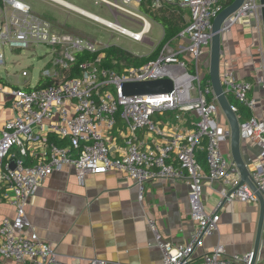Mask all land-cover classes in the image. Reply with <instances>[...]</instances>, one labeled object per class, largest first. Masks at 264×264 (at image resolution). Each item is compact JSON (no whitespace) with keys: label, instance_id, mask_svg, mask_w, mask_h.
Segmentation results:
<instances>
[{"label":"built area","instance_id":"obj_1","mask_svg":"<svg viewBox=\"0 0 264 264\" xmlns=\"http://www.w3.org/2000/svg\"><path fill=\"white\" fill-rule=\"evenodd\" d=\"M50 1L142 43L153 27L151 18L141 9L143 5L153 11L172 5L188 10L190 17L177 36L182 42L179 48L169 41L156 59L139 66L121 62L118 70L105 64L104 50L110 45L60 28L24 0H0V68H7V49L13 53L14 64L30 56L47 57L37 77L30 67L19 71L25 79L23 83L9 79L4 82L0 75V104L10 103L13 112L0 124V179L11 191L6 197L15 208L14 217L0 216V264H106L99 258L61 260L55 248L40 238L27 216V207L38 187L64 167L74 168L83 184L90 175L121 172L133 180L140 199L150 182L188 183L190 213L195 222L188 242L168 241L156 222L148 220L155 237L151 245L163 251V264H251L253 251L230 254L220 243L202 256L196 255L204 237L218 231L220 210L226 203L239 199L260 206L250 185L242 183L231 154L222 149L224 143L231 142L232 129L211 80L201 72V58L209 53L211 45L213 21L227 0H93L95 6L107 8L115 21L65 0ZM120 17L137 24L139 30H128ZM238 24L257 33L263 43L260 0H244L225 21L223 38ZM86 52L99 54L78 63V55ZM182 55L191 57L193 71ZM261 73L256 83L264 91V65ZM167 78L174 82L170 93L127 96L123 92L124 84L129 82ZM221 81L227 97L252 114L241 120L238 105L232 104L240 121L242 141L259 147V153L246 157V163L250 179L264 195V103L253 94L254 82L239 78L230 61H221ZM259 108L262 115L257 114ZM168 113L177 121L186 120L187 113L196 115L198 120L191 129H171ZM120 120L123 123L119 132L126 145L115 154L109 136ZM140 130L151 136L153 145H146L150 140L142 139ZM51 134L66 140V145L51 140ZM199 150L205 152L207 170L198 160ZM206 181L222 184V198L210 211L204 201ZM254 264H264V228Z\"/></svg>","mask_w":264,"mask_h":264},{"label":"crops","instance_id":"obj_2","mask_svg":"<svg viewBox=\"0 0 264 264\" xmlns=\"http://www.w3.org/2000/svg\"><path fill=\"white\" fill-rule=\"evenodd\" d=\"M65 1L85 9L71 0ZM92 4L95 6L93 0ZM167 5L163 7L166 8ZM172 8L183 18L182 30L189 22V11L178 10L175 6ZM69 10L70 13L75 12ZM152 22L153 27L157 25L161 32L157 42H153L148 35L144 43L152 46L149 53L139 55L119 47L135 56L151 55L158 49L165 36L163 25L154 20ZM70 31L98 40L84 31L76 29ZM177 36L171 40L175 48H179L182 43ZM222 41L221 61H230L239 78L254 82L253 94L258 96L263 104L264 91L256 83L264 65V45L259 35L244 24H238ZM185 57L186 55H182V58ZM20 62L17 65H20ZM206 68L208 71V64ZM12 114L10 103L0 104V124ZM257 114L262 115L261 108ZM168 116L171 129H191L193 123L198 120L192 113H187L184 121L173 119L171 113H168ZM122 123L120 120L117 128L109 136L113 140L112 151L115 154L122 152L121 148L126 145L119 132ZM139 136L150 140L146 141V145H153L154 141L151 142L152 138L146 135L145 130H140ZM222 149L225 153L231 154V143H224ZM242 152L245 158L254 157L259 153V147L253 142L242 141ZM200 153L202 160L199 157L198 160L207 170L205 152ZM221 189L222 184L219 181L205 182L204 201L209 211L219 204L222 198ZM190 192L191 188L186 182L156 180L146 185L140 199L133 180L121 172L90 175L83 184L79 181L74 168L64 167L45 178L38 187L27 207V216L36 227L40 238L50 243L63 261L99 258L105 260L106 264H163V251L155 244L151 245L155 242V237L148 220L153 219L156 222L159 232L168 241L185 244L190 240L195 228L190 213ZM6 194H11V191L3 186L0 179V216L14 217L15 208ZM220 215L218 231L214 235L204 237L202 245L196 249V255L202 256L218 243L225 246L230 254L242 255L253 251L260 206L237 199L226 203L220 210Z\"/></svg>","mask_w":264,"mask_h":264},{"label":"rangeland","instance_id":"obj_3","mask_svg":"<svg viewBox=\"0 0 264 264\" xmlns=\"http://www.w3.org/2000/svg\"><path fill=\"white\" fill-rule=\"evenodd\" d=\"M24 1L29 3L35 12L49 18L54 23H56L60 28L69 31L70 29H76L89 33L91 37L97 38L99 41L103 42L104 46L117 44L118 46H121L127 50H131L132 52L137 53L139 55H145L152 50V46L147 45V43L137 42L124 35H120L117 32L115 33L112 30L98 24L97 22H94L89 18L79 15L78 13L75 12L70 13V10L68 11V9L67 10L66 8L64 9L63 7H61V5L59 6V4L53 1L50 0H24ZM71 1L79 4L85 9L97 15H100L108 20H112V21L116 20L114 15L110 13L107 8L105 7L102 8L98 6L95 7L92 4V0H71ZM119 21L123 26L127 27L130 30L133 31L139 30L138 25L132 22L131 20H128L124 17H120ZM160 32H161L160 28L157 25H155L152 29V32L149 34V37L152 39L153 42H157ZM262 39L264 45L263 32H262ZM7 54L9 56V60L7 62V68L6 69L0 68V75L3 77L2 80L4 82L6 81V79L7 80L9 79L12 82L19 81L20 83H23L25 79L21 77L19 72L23 67H30L31 72H33L34 76L37 77L44 68L47 61V57L42 58L39 56H35V57L30 56L31 57L30 59L26 58L20 62V65H17L13 63L14 60L13 53H11L7 49ZM185 60L189 64V69L193 71L194 66L191 57L186 56ZM209 60H210V49H209V53H206L201 58V63H200L201 72L202 73L205 72L207 75H209V70L207 71L206 66L207 64L209 65ZM205 84L206 81H203V87H205Z\"/></svg>","mask_w":264,"mask_h":264},{"label":"water","instance_id":"obj_4","mask_svg":"<svg viewBox=\"0 0 264 264\" xmlns=\"http://www.w3.org/2000/svg\"><path fill=\"white\" fill-rule=\"evenodd\" d=\"M263 14V35H264V0H260ZM244 3V0H234L227 5L214 19L212 26V40L210 45V60H209V75L212 83L214 94L217 101L226 116L228 123L232 129L231 137V156L238 166L242 183H248L252 190L256 193L260 202V215L257 228V236L253 250V261L255 263L258 251L261 246L263 228H264V195L259 192L250 179V171L248 169L246 158L242 152V138L240 131V121L237 113L233 110L232 103L224 92L221 81V58L223 52V36L222 28L225 21L233 15ZM174 89V82L172 79H158L141 82H129L124 84L123 92L127 96L134 95H157L170 93ZM14 167V166H13Z\"/></svg>","mask_w":264,"mask_h":264},{"label":"trees","instance_id":"obj_5","mask_svg":"<svg viewBox=\"0 0 264 264\" xmlns=\"http://www.w3.org/2000/svg\"><path fill=\"white\" fill-rule=\"evenodd\" d=\"M152 0H149L151 2ZM234 0H227L224 2V5L227 6L230 3H232ZM171 6V7H169ZM165 7V6H164ZM158 9V10H151L145 7V5L142 6V11H144L152 20L159 22L160 24L163 25L165 29V36L158 47L151 55L149 56H135L128 52L127 50L120 48L119 46L112 45L108 47L107 49L104 50L106 57H105V64L108 67L116 68L118 70H121L122 65L121 62L126 64V65H142L144 63L149 62L150 60H154L159 56V51L163 47L164 44L167 42L171 41L173 38H175L179 32L181 31V21H183L182 16L177 14V11L173 10L172 5H167L166 8ZM168 8L170 10L168 11ZM99 53H81L78 55V63L82 62L85 59H93L95 58ZM118 60V64H114L113 61ZM206 79L210 80V76L206 75ZM1 80V77H0ZM213 97V96H212ZM211 99V97H210ZM229 100L232 104L238 105V112L240 115L241 120H245L251 117V112L249 109L246 107L237 104V102L229 97ZM50 139L56 141L59 145L64 146L66 145L67 141L59 139L55 135H50ZM203 150H199L201 152ZM197 154V155H198ZM199 159L202 160L201 153L199 154Z\"/></svg>","mask_w":264,"mask_h":264},{"label":"bare ground","instance_id":"obj_6","mask_svg":"<svg viewBox=\"0 0 264 264\" xmlns=\"http://www.w3.org/2000/svg\"><path fill=\"white\" fill-rule=\"evenodd\" d=\"M128 30H130V29H128Z\"/></svg>","mask_w":264,"mask_h":264}]
</instances>
